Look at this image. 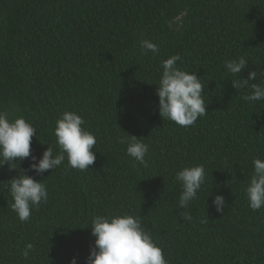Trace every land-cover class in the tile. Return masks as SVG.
Here are the masks:
<instances>
[{
  "label": "trees",
  "instance_id": "16d2710c",
  "mask_svg": "<svg viewBox=\"0 0 264 264\" xmlns=\"http://www.w3.org/2000/svg\"><path fill=\"white\" fill-rule=\"evenodd\" d=\"M144 39L157 54H141ZM172 55L205 85L208 112L189 127L159 115L161 65ZM240 56V77L257 71L249 84H264V0H0V111L35 127L38 158L48 145L59 151L54 129L66 110L97 141L89 170L66 158L43 175L27 172L48 200L26 222L8 190L20 169L0 167V264H87L95 237L84 226L123 214L142 217L168 264H264V207L253 211L245 195L252 161L264 160V100L233 87L239 76L224 65ZM127 134L149 146L147 167L119 143ZM200 164L206 183L188 206L191 221L182 220L175 177ZM218 194L223 212L212 204Z\"/></svg>",
  "mask_w": 264,
  "mask_h": 264
},
{
  "label": "clouds",
  "instance_id": "9594fccd",
  "mask_svg": "<svg viewBox=\"0 0 264 264\" xmlns=\"http://www.w3.org/2000/svg\"><path fill=\"white\" fill-rule=\"evenodd\" d=\"M141 54L151 51L157 54V44L149 40L139 42ZM179 55H172L162 61V74L156 94L159 98L158 108L162 120H169L181 127L193 125L199 117L207 114L205 85L195 72L181 70L177 61ZM248 61L240 56L225 62V69L239 79L232 80L234 88L241 90L251 87L249 94L243 99L250 102L264 100V84L252 83L258 72L250 71L246 79L240 77ZM264 76V73H260ZM208 99V98H207ZM85 120L75 111H64L56 121L54 134L59 151L49 146L41 157L32 154V138L37 134L35 127L25 118L18 117L10 120L7 112L0 111V167L7 164L10 170L20 169L16 176L8 181V190L13 203L12 210L21 222L30 219L32 211L48 200V192L43 180H36L27 174L33 171L36 175H43L48 170L61 166L67 158L68 167L81 171L89 170L96 160L92 150L97 143L95 135L83 126ZM42 143V142H41ZM119 143L127 144V154L134 161L147 167L145 159L149 146L141 138L129 136L120 138ZM46 144V143H42ZM30 158L29 168H20V163ZM253 172L246 184L245 195L249 207L258 211L264 207V160L255 158ZM206 168L204 164L185 167L177 172L175 180L180 183L182 191L178 205L182 211L179 216L182 220L191 221L187 211L189 204L198 198V192L206 183ZM217 212H223L225 197L218 194L212 201ZM91 226V234L95 237L94 246L90 249L87 264H168L163 249L153 240L150 229L143 224L141 216L123 215H96L86 226ZM34 245L28 243L21 255L29 259ZM70 264H77L73 257Z\"/></svg>",
  "mask_w": 264,
  "mask_h": 264
}]
</instances>
